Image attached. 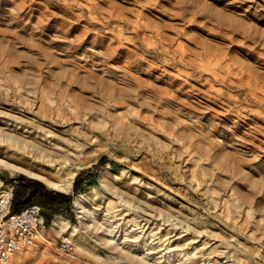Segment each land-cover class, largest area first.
<instances>
[{"label":"rangeland","instance_id":"rangeland-1","mask_svg":"<svg viewBox=\"0 0 264 264\" xmlns=\"http://www.w3.org/2000/svg\"><path fill=\"white\" fill-rule=\"evenodd\" d=\"M0 160L12 264H264V0H0Z\"/></svg>","mask_w":264,"mask_h":264},{"label":"built area","instance_id":"built-area-1","mask_svg":"<svg viewBox=\"0 0 264 264\" xmlns=\"http://www.w3.org/2000/svg\"><path fill=\"white\" fill-rule=\"evenodd\" d=\"M13 194L12 183L0 184V264H9L15 254L30 248L42 227V208L39 204H27L11 212ZM72 248L68 237H61L55 245L60 255L69 254Z\"/></svg>","mask_w":264,"mask_h":264},{"label":"bare ground","instance_id":"bare-ground-1","mask_svg":"<svg viewBox=\"0 0 264 264\" xmlns=\"http://www.w3.org/2000/svg\"><path fill=\"white\" fill-rule=\"evenodd\" d=\"M0 166H7V164H6V162L0 160ZM71 183H72V178H68V180L66 182L62 183V181H61V184H58V185L51 184V183H44V184H47L48 187L51 188V189H53V190H57V191H60V192H64V191L67 190V188L70 186ZM78 202H77V200H75L74 206H75V211L77 212V214H80L81 211H82L81 210L82 208H81V206H80V204ZM59 230H61V231L62 230H65V223L63 221H61L60 219H58V218H54L52 220V224H51V231L58 232ZM39 231H40V229L37 231L36 237L39 234ZM72 232H75V230H73ZM69 236H70V234H69ZM40 238L42 240H45V238L41 235V233H40ZM46 244H49V242L46 243ZM72 244H73V242H72ZM73 247H74V245H73ZM14 257L15 256H13L10 259L9 264H12V262L14 260Z\"/></svg>","mask_w":264,"mask_h":264},{"label":"trees","instance_id":"trees-1","mask_svg":"<svg viewBox=\"0 0 264 264\" xmlns=\"http://www.w3.org/2000/svg\"><path fill=\"white\" fill-rule=\"evenodd\" d=\"M41 183V182H40ZM42 184V183H41ZM43 185V184H42ZM38 186V184L37 183H31V186H30V188H29V193H30V195H29V197L30 198H33L34 196H35V194L37 193L36 192V187ZM25 200H23V202H24ZM25 206V205H24ZM21 207H23V206H21L20 205V203L18 202V200H17V197H16V194H15V192H14V194H13V203H12V209L13 208H21Z\"/></svg>","mask_w":264,"mask_h":264}]
</instances>
